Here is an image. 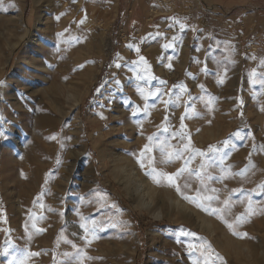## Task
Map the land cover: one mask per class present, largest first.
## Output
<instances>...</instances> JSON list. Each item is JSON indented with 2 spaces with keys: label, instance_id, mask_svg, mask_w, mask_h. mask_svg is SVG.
<instances>
[{
  "label": "rangeland",
  "instance_id": "obj_1",
  "mask_svg": "<svg viewBox=\"0 0 264 264\" xmlns=\"http://www.w3.org/2000/svg\"><path fill=\"white\" fill-rule=\"evenodd\" d=\"M166 15L188 20L192 27L185 52L178 50L169 59L156 47L135 52L136 45L148 47L152 41V34L145 39L138 31H149ZM130 37L133 42L126 43ZM50 56L55 64L47 69ZM140 56L156 79H136L143 65L133 62ZM262 60L264 0H0V81H6L0 87V131L6 132L0 138V248L10 241L0 264H9L12 257L19 264L29 251L44 253L29 264H81V253L66 241L86 252L82 264H192L199 253L190 256L188 242H207L227 264H245L236 258L237 246L247 244L257 254L255 264H264V89L252 85L249 77L256 69V79L264 78ZM25 72L37 79L34 88L21 85ZM47 72H54V79L44 78ZM51 83L65 89L49 88ZM157 89L163 93L159 98L151 94ZM33 90L38 91L30 96ZM67 92H80L79 99L69 102ZM168 100L174 104L163 102ZM45 105L50 106L49 119L36 125L34 116ZM137 105L141 111L134 117L131 111ZM185 112L183 132L195 147L207 151L225 140L233 145L224 149V164L216 162L201 173L206 187L198 203L207 207L206 195L219 196L212 207L230 200L222 216L204 212L166 184H154L129 154H138L148 136L154 137L150 155L157 161L165 152L174 153L180 141L170 133L181 132ZM165 117L169 133L161 130ZM173 160L158 164L159 169L171 173L183 166V159L173 155ZM199 163L197 157L190 167L197 169ZM120 165L119 173L130 174L150 211L136 205L115 178ZM189 182L192 188L186 194L196 195L192 189L202 187L200 180L193 175ZM246 212L250 215L239 230L250 238L234 237L225 221L232 223ZM93 219L116 227H96L89 239L93 234L96 238L85 245L78 225H91ZM201 220L215 229L202 230ZM33 224L43 233L33 230ZM180 226L197 236H179Z\"/></svg>",
  "mask_w": 264,
  "mask_h": 264
},
{
  "label": "snow or ice",
  "instance_id": "obj_2",
  "mask_svg": "<svg viewBox=\"0 0 264 264\" xmlns=\"http://www.w3.org/2000/svg\"><path fill=\"white\" fill-rule=\"evenodd\" d=\"M59 19V17H57ZM81 25L85 23V19H81L79 21ZM174 24L178 26L180 30H186L187 26L176 20L174 21ZM173 25H170L172 27ZM67 32V30H66ZM60 36H64L65 33H60L58 34ZM77 42L79 41V37L74 38ZM129 48H132L133 45L129 44ZM164 47H172L171 44H166ZM135 51L137 53L140 52V48L136 47ZM246 59L249 58L248 56L245 57ZM252 59H256L254 56L251 57ZM133 63H136L138 65H143V68L141 69L140 75H137L136 79L137 80H142V81H148V80H154L156 79L155 76L151 74L150 71V66L148 65V62L145 60L143 56H140L139 61H134ZM233 64L236 63V61L232 62ZM261 67H264V60L260 61ZM121 65L117 64L116 67L119 68ZM171 67V65H169ZM205 73L208 72L207 66L203 69ZM259 75L256 69H252L249 72V77H250V83L252 85H260L262 89H264V78L261 79H256V77ZM115 80V77H113ZM226 79V72L224 76L219 80V83L222 85L225 83ZM117 84H119V80H115ZM161 85H164L166 82L161 80L160 81ZM6 84V81H0V87L4 86ZM107 84V81H104L99 88L96 89L97 92L100 91L104 85ZM201 89L204 88V85L199 86ZM138 91L143 94L144 89H138ZM153 96H156L159 98L163 93L157 89L155 92L151 93ZM166 104L172 105L174 104V101L168 100V101H163ZM240 105L241 108L244 106V101L241 98L240 100ZM141 111V108L139 105H137L132 111L131 115L136 116L138 112ZM147 107L145 108V115H147ZM241 117H243V112L240 113ZM101 118H104L103 115L101 114ZM165 126L162 127V131L164 133H169V127L167 126L168 123V117H165ZM188 119V113L185 112L183 116L180 117L181 120V132L176 133V134H171V139L173 140H179L180 145L176 147L174 153L173 152H165L163 154V158H161L159 161L156 160L155 156H152L150 154L153 153L154 149L152 147V141L154 140L153 136H148L147 140L149 141L148 143H145L142 147V149L139 151L138 154L135 152H131L129 154L135 155L138 165L141 169H144V175L148 178L151 179V181L156 184V185H161V184H166L168 187L172 188L175 192L179 193L182 198L186 201H189L191 203L196 204L197 207L201 208L204 212L210 213L213 216H222V214L225 212V210L230 206V200L225 199L222 201L223 207H212V202H220L219 201V196L218 195H206L203 197L205 201L208 202V206L205 207L203 203H198L200 200L201 193L205 191V187L203 186V181L204 177L202 176V172H207L209 168H212L216 162L219 164H224V157L227 155V152L224 151V149H230L233 147V145L230 143L229 140H225L222 142V146H217V145H210L207 148V151H203L193 145L192 138L190 135L187 133L183 132V129L187 127V125L184 123L185 120ZM235 136L237 138H243L241 137L240 133L237 132L235 133ZM6 137V132L5 131H0V138ZM52 140H56V136L51 137ZM71 139V138H68ZM185 140L187 142H185ZM161 145L165 144L166 141H161ZM173 155L175 156L176 160L183 159V166L180 167L178 170L175 172H167L160 170L158 167V164H172L175 161L173 160ZM197 157L200 158V163H199V168L193 169L190 167L191 163L197 159ZM223 171V169H221ZM242 174V173H241ZM197 177L200 182L202 187L192 189L196 193V195H188L186 194L189 189L192 188L191 183L189 182V178L192 176ZM208 179H212L211 173H208ZM183 181V183H181ZM260 191L264 192V185L260 186ZM212 193H218V190L216 188L211 189ZM249 203L251 204V197H249ZM112 207H115V205H112ZM250 213H244L241 215H236L234 218V221L232 223H228L225 221L227 224V227L229 230H231V234L234 237L240 238V239H249V234L246 231H240L239 228L241 225L246 223L247 218L249 217ZM82 230L84 235L81 237V239L84 241L85 245H89L92 242V239H95V235L93 234L92 239H89V233L93 232V230L96 227H112L115 228L116 224L114 223H108L107 225H98V222L93 219L91 225L87 223H80L78 225ZM31 228L33 230L40 231L43 233L44 229H36V225L33 224L31 225ZM179 236L182 237H196L197 233L194 231H189L184 229L183 226H180L179 228ZM32 237H27L28 240H31ZM199 239L203 240V237H200ZM178 243H183L181 240H177ZM10 243L9 240H5V247L0 248V256H4L8 252L7 245ZM66 243L71 244V247L76 249L77 252L81 253V264L83 259L88 258L86 255V252H83L80 248L77 247V245L71 241H66ZM186 251L187 253L191 256L194 253H199V258H193L192 259V264H227V261L224 256H222L220 253L215 252L214 250L211 249L210 245H207V242L204 244L197 245L192 242H188L186 244ZM44 253L37 251V252H27L24 259L19 261V264H29V259L30 258H38ZM65 256H70L71 253H64ZM15 262V257H12L11 260H9V264H14Z\"/></svg>",
  "mask_w": 264,
  "mask_h": 264
},
{
  "label": "bare ground",
  "instance_id": "obj_3",
  "mask_svg": "<svg viewBox=\"0 0 264 264\" xmlns=\"http://www.w3.org/2000/svg\"><path fill=\"white\" fill-rule=\"evenodd\" d=\"M22 35V34H21ZM20 39H21V37H20ZM36 44V43H35ZM15 46V45H14ZM74 48H72V50H73ZM72 50H70V51H72ZM57 52V51H56ZM74 52H75V50H74ZM56 54V53H55ZM54 56H50L49 57V59H46L45 60V67L48 69L49 67H52V65L53 64H55V63H53V60L55 59V58H53ZM32 59H30L29 60V62H33V61H31ZM55 62V61H54ZM33 63H35V62H33ZM53 68V67H52ZM50 69V68H49ZM43 76H44V78H50V77H52L53 79H54V77H55V74H54V72H51V73H49V72H47V73H45V74H43ZM36 82H38L37 81V79H31V77H30V75L28 74V73H24L23 75H22V77H21V79H20V83H21V85H24L25 87H27V88H29V89H31V88H34L33 87V85L36 83ZM55 84V83H54ZM57 85V84H56ZM56 85H52V83H51V85H50V87L49 88H51V87H53V88H56L55 86ZM58 86V85H57ZM65 88L64 87H62V86H58L57 87V90H59V91H63ZM75 89V88H74ZM76 90V89H75ZM36 91H38V90H33L29 95L31 96V94L34 92H36ZM79 91V90H78ZM22 92V91H21ZM45 92V91H44ZM43 92V93H44ZM74 92V91H73ZM82 92V91H81ZM80 93V92H79ZM79 93L77 92V93H74V94H71V93H69V92H67V99L69 100V102H76L78 99H79ZM29 96V98H31ZM80 96H81V94H80ZM48 103H49V101H48ZM52 105H54L55 104V102H50ZM38 104L36 103L34 106L36 107ZM46 107L44 108V111H45V114L43 113L44 111L43 110H41L42 112H40V113H38V114H36V116H34V119H35V124L36 125H39V124H41V123H43L45 120H47V119H49L48 117L50 116V114H51V110H50V106L49 105H45ZM54 107V106H53ZM36 109H37V107H36ZM25 110L27 111V114L30 112V114H31V111H30V109H29V107H26L25 108ZM24 110V111H25ZM26 113V112H25ZM31 116V115H30ZM51 120V119H50ZM50 122V121H49ZM48 124V123H47ZM41 126V125H40ZM26 148V147H25ZM120 160L122 161V160H125V162H126V164L128 165V164H130V162L128 163V161H127V158H124V157H120ZM135 161H134V163L136 162L137 164H138V162H137V159H134ZM135 163V164H136ZM136 164V165H137ZM139 166V165H138ZM122 167V165H120V166H118V167H116V174H115V178L117 179V181L121 184V186L123 187V189H124V191L127 193V195L129 196V198L132 200V201H134L135 202V204L136 205H138V206H142V207H144V208H146V209H149V206L151 205L149 202H144L142 199H141V195H140V192H139V189H137V187L135 186V184H134V182L132 181V178H131V176H130V174H128V173H119V171H118V169L120 170V168ZM139 169H140V172L142 173V172H144V169H141L140 167H139ZM122 170V169H121ZM139 171V170H138ZM121 172V171H120ZM139 173V172H138ZM140 173V174H141ZM142 175V174H141ZM142 178V177H141ZM195 187V186H194ZM148 194H149V196H152L154 193H153V189H151V188H148ZM167 194V193H166ZM153 198V197H152ZM160 199V198H159ZM174 198H169V200H170V202L172 201L173 202V204H176L180 209L183 207V205L182 204H180L179 202H177L176 200H173ZM163 202V201H162ZM168 205V204H167ZM149 211H150V209H149ZM212 225H214V224H212V223H210V222H206L205 220H201L200 222H199V228H201L202 230H204V231H206V232H212V230L213 229H215L214 227H212ZM212 227V228H211ZM264 258V257H263Z\"/></svg>",
  "mask_w": 264,
  "mask_h": 264
},
{
  "label": "crops",
  "instance_id": "obj_4",
  "mask_svg": "<svg viewBox=\"0 0 264 264\" xmlns=\"http://www.w3.org/2000/svg\"><path fill=\"white\" fill-rule=\"evenodd\" d=\"M176 20L184 23L187 26L186 30H180L178 28V26L174 24V21H176ZM170 25H173V26L170 27ZM190 32H192V27L189 26L188 20H187V22L183 21L182 18L174 17V15L162 16L155 23V26H153L149 31H146V29L138 31L137 34L141 33V35H143L145 39L147 38L146 36H148V34H152L150 37L152 39L150 45L148 47L147 46L141 47L140 51L141 50L146 51V48L152 49V48L156 47L158 49V51H164L165 55L167 54V59H169V56H175L176 53H178L177 52L178 50L185 52V50L189 47L188 43L190 41ZM133 40L134 39H132V37H130L126 43L133 42ZM170 41H172V42H170ZM165 43L171 44L172 47H167V48L164 47ZM136 44H137V42H135V45ZM136 47H137V45L135 46V48ZM166 49H168V51H166ZM134 51H135V49H134ZM155 54H157V53H155ZM203 56L204 55H202V57ZM194 59L195 58H193V61H194ZM151 66L152 67L154 66L153 63H151ZM236 74L237 73H236V69H235V77H233V81H235V82H236V80H238ZM203 75L206 76V73L204 71H203ZM204 81H205V78H204Z\"/></svg>",
  "mask_w": 264,
  "mask_h": 264
},
{
  "label": "clouds",
  "instance_id": "obj_5",
  "mask_svg": "<svg viewBox=\"0 0 264 264\" xmlns=\"http://www.w3.org/2000/svg\"><path fill=\"white\" fill-rule=\"evenodd\" d=\"M239 249V254L237 259L245 262V264H255L256 253L255 251L247 244H240L237 246Z\"/></svg>",
  "mask_w": 264,
  "mask_h": 264
}]
</instances>
